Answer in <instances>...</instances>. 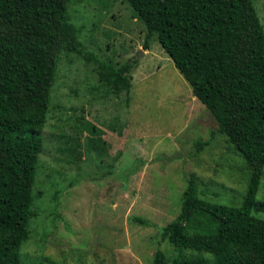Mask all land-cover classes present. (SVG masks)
<instances>
[{"label":"rangeland","instance_id":"rangeland-1","mask_svg":"<svg viewBox=\"0 0 264 264\" xmlns=\"http://www.w3.org/2000/svg\"><path fill=\"white\" fill-rule=\"evenodd\" d=\"M255 6L264 22V0ZM68 8L85 54H60L41 131L32 206L38 215L22 245L23 263L151 264L161 248L166 264L177 257L214 264L211 253L161 240V229L181 212L192 175L202 198L240 206L248 163L226 136L212 138L214 115L158 39L145 46L146 26L127 0H70ZM87 53L133 62L129 100L108 92ZM90 124L105 130L103 153L90 145L101 140ZM197 140L210 143L198 150ZM257 199L264 200V175Z\"/></svg>","mask_w":264,"mask_h":264},{"label":"trees","instance_id":"trees-1","mask_svg":"<svg viewBox=\"0 0 264 264\" xmlns=\"http://www.w3.org/2000/svg\"><path fill=\"white\" fill-rule=\"evenodd\" d=\"M69 1L0 0V264H24L22 245L38 215L32 206L41 131L60 54H85ZM127 1L146 26L145 46L158 39L194 96L214 115L218 128L212 138L216 133L226 136L250 168L240 206L202 198L192 175L181 212L161 229V240L178 249L211 253L214 264H264V218L253 214L264 213V200L257 199L264 175V22L255 0ZM87 55L108 92H124L129 100L133 62L114 64ZM91 127L99 129L101 140L90 145L103 153L105 130ZM209 143L195 144L201 150ZM133 219L150 224L142 216ZM167 261L158 248L151 264ZM176 261L207 264L204 259Z\"/></svg>","mask_w":264,"mask_h":264}]
</instances>
